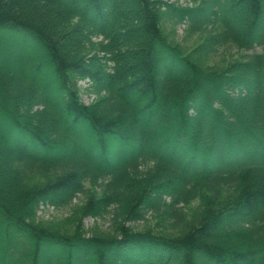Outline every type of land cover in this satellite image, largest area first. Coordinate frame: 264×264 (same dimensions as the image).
<instances>
[{
    "label": "trees",
    "instance_id": "obj_1",
    "mask_svg": "<svg viewBox=\"0 0 264 264\" xmlns=\"http://www.w3.org/2000/svg\"><path fill=\"white\" fill-rule=\"evenodd\" d=\"M192 1L0 0V264H264V0Z\"/></svg>",
    "mask_w": 264,
    "mask_h": 264
},
{
    "label": "rangeland",
    "instance_id": "obj_2",
    "mask_svg": "<svg viewBox=\"0 0 264 264\" xmlns=\"http://www.w3.org/2000/svg\"><path fill=\"white\" fill-rule=\"evenodd\" d=\"M181 2H183V1H181ZM185 27H186V25L183 24V25H181L178 28V30H177V40L181 41L183 39V36L185 35V31H184ZM185 44L186 45H192L193 43H192V41H189V42L186 41ZM30 51L32 52V50H30ZM259 51H261V50H259ZM234 52L235 53L237 52L236 48H234ZM3 59H5V58H3ZM3 59L1 57L0 61H2ZM75 82H76L77 88L80 89V94H81L82 100L85 103L91 102L92 98L94 97L95 94L92 92L91 83L89 82V80H87L85 78H78V79L75 80ZM77 201H78V199H75L73 203H75ZM68 211H69L68 208L60 209V208L51 207V209L46 208V209H43V210H39L38 213L41 216L39 218H43V217L54 218V217H61L63 215H66ZM84 221H85L86 228H91V227L93 228L94 224L96 222L95 219L92 218V217H88ZM128 223L130 224V222H128ZM133 224H135V223H133ZM98 225L99 226L102 225L101 227L107 228V226L109 225V222L105 221L103 223V221L99 220V224ZM135 225H138V228H142V229L145 228V224H143L142 221H140L139 223H136Z\"/></svg>",
    "mask_w": 264,
    "mask_h": 264
}]
</instances>
